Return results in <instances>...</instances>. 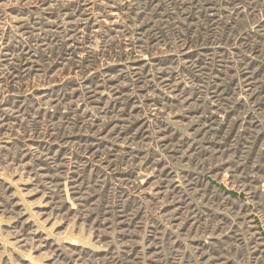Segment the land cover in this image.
Segmentation results:
<instances>
[{
	"label": "rangeland",
	"instance_id": "rangeland-1",
	"mask_svg": "<svg viewBox=\"0 0 264 264\" xmlns=\"http://www.w3.org/2000/svg\"><path fill=\"white\" fill-rule=\"evenodd\" d=\"M0 264H264V0H0Z\"/></svg>",
	"mask_w": 264,
	"mask_h": 264
}]
</instances>
